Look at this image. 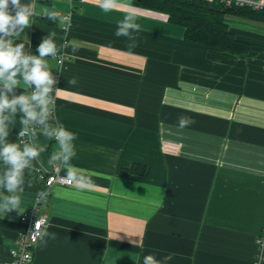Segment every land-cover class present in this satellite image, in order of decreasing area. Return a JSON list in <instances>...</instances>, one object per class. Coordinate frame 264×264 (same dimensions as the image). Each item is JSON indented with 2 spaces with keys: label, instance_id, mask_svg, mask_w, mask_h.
Returning a JSON list of instances; mask_svg holds the SVG:
<instances>
[{
  "label": "crops",
  "instance_id": "obj_1",
  "mask_svg": "<svg viewBox=\"0 0 264 264\" xmlns=\"http://www.w3.org/2000/svg\"><path fill=\"white\" fill-rule=\"evenodd\" d=\"M28 2L36 16L21 39L31 53L56 32L65 61L54 121L75 134L71 165L90 182L47 188L43 174L68 175L47 164L58 145L41 137L45 167L25 171L18 210H0V264L41 192L55 239L38 240L32 264H143L148 254L172 255L166 264H264V22L228 16L250 43L232 54L187 40L167 13L136 0L108 12L100 0ZM45 8L67 15V30ZM129 12L142 29L130 33L135 48L115 35ZM48 63L54 74L56 58ZM180 116L192 123L178 127ZM19 127L17 117L10 142Z\"/></svg>",
  "mask_w": 264,
  "mask_h": 264
},
{
  "label": "clouds",
  "instance_id": "obj_2",
  "mask_svg": "<svg viewBox=\"0 0 264 264\" xmlns=\"http://www.w3.org/2000/svg\"><path fill=\"white\" fill-rule=\"evenodd\" d=\"M117 3L118 0H100L99 6L108 12L114 10ZM35 16L34 3L0 0V163L4 168L0 173V189H3L0 192V210L4 212L19 209L20 193L25 191V171H31L37 166L41 169L45 167L41 154L48 150V145L41 141V137L44 141H54L58 145V150L47 161L49 166L59 162L73 181L90 182L84 170L71 165L75 156V134L54 121L55 94L63 90L56 86L59 79L53 75V69L48 63L49 58H56L60 52V46L55 41L56 32H50L42 39L36 47L38 54L26 50L21 39L25 29L33 24ZM43 16L64 24L67 30V15H62L55 8H45ZM141 30V25L136 22V14L129 12L118 21L115 35L128 37V47L135 48L137 45L130 33ZM18 40L20 42H16ZM67 82L75 86L78 80L72 77ZM17 89L23 91L17 94ZM17 117L20 125L17 142H10L8 138L17 123ZM190 123V117L178 118L180 128ZM39 195L46 197L47 193L41 192ZM37 235L44 245L47 244L44 237L55 239V233L46 230ZM171 259L172 255L158 260L155 255L148 254L143 257V264H166Z\"/></svg>",
  "mask_w": 264,
  "mask_h": 264
},
{
  "label": "trees",
  "instance_id": "obj_3",
  "mask_svg": "<svg viewBox=\"0 0 264 264\" xmlns=\"http://www.w3.org/2000/svg\"><path fill=\"white\" fill-rule=\"evenodd\" d=\"M136 4L167 13L169 22L185 28L187 40L201 43L211 50L232 54L247 53L250 43L238 39L230 30L228 16L264 22V11L230 7L207 0H136ZM37 46L32 45L31 54H38ZM22 91L17 89V94Z\"/></svg>",
  "mask_w": 264,
  "mask_h": 264
},
{
  "label": "built area",
  "instance_id": "obj_4",
  "mask_svg": "<svg viewBox=\"0 0 264 264\" xmlns=\"http://www.w3.org/2000/svg\"><path fill=\"white\" fill-rule=\"evenodd\" d=\"M85 2L87 0H68ZM209 2H217L219 4L236 7L248 8L257 11H264V0H207ZM57 66L56 72L53 74L59 77L61 68L65 61V55L59 54L56 57ZM42 178L47 188L55 184L73 185L74 181L63 174L59 170H53L49 174H43ZM41 197L27 211L20 214L19 219L26 225V229L21 231L16 238V245L10 249L8 259L5 264H32L33 249L35 244L40 239L38 232L44 231V227L48 223V218L45 214L40 213ZM35 237V238H34Z\"/></svg>",
  "mask_w": 264,
  "mask_h": 264
},
{
  "label": "rangeland",
  "instance_id": "obj_5",
  "mask_svg": "<svg viewBox=\"0 0 264 264\" xmlns=\"http://www.w3.org/2000/svg\"><path fill=\"white\" fill-rule=\"evenodd\" d=\"M56 1V0H55Z\"/></svg>",
  "mask_w": 264,
  "mask_h": 264
}]
</instances>
